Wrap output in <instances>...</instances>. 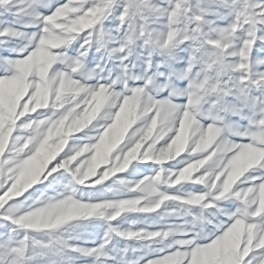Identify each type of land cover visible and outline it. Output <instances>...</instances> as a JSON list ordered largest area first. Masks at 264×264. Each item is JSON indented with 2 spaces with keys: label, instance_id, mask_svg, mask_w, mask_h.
<instances>
[{
  "label": "snow or ice",
  "instance_id": "1",
  "mask_svg": "<svg viewBox=\"0 0 264 264\" xmlns=\"http://www.w3.org/2000/svg\"><path fill=\"white\" fill-rule=\"evenodd\" d=\"M0 264H264V0H0Z\"/></svg>",
  "mask_w": 264,
  "mask_h": 264
}]
</instances>
